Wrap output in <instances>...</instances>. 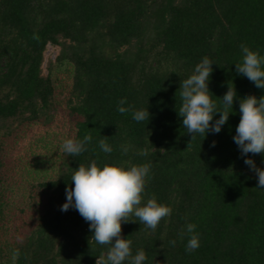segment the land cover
Wrapping results in <instances>:
<instances>
[{
    "label": "trees",
    "instance_id": "16d2710c",
    "mask_svg": "<svg viewBox=\"0 0 264 264\" xmlns=\"http://www.w3.org/2000/svg\"><path fill=\"white\" fill-rule=\"evenodd\" d=\"M241 44L264 56V0H0V264H96L106 254L75 208L61 211L73 170L93 160L101 168L152 165L142 206L155 194L171 214L155 232L134 216L122 224L132 254L145 250L144 264H264V189L244 162L264 169V154L242 156L233 140L240 99L264 97V89L236 73ZM48 45L60 51L43 75ZM205 56L214 63L212 99L219 105L229 82L237 99L219 133L190 143L177 92ZM53 66L70 82L67 99L57 101L70 118L69 139L92 141L76 157L61 149L54 177L29 183L19 207L10 201L3 144L52 122ZM123 98L150 119L121 114ZM104 137L110 153L99 147ZM189 223L200 234L191 253L180 235Z\"/></svg>",
    "mask_w": 264,
    "mask_h": 264
},
{
    "label": "clouds",
    "instance_id": "9594fccd",
    "mask_svg": "<svg viewBox=\"0 0 264 264\" xmlns=\"http://www.w3.org/2000/svg\"><path fill=\"white\" fill-rule=\"evenodd\" d=\"M240 47L242 62L235 64L236 73L246 77L257 88L264 89V56L243 44ZM213 65L214 63L205 56L195 66L194 73L181 81L177 92L180 96L178 115L182 118L187 135L191 136L190 143L197 135H207L210 131L219 133L234 113L237 92L231 82L226 94L222 99L219 98V105L212 99L214 94L209 89V81ZM125 104L126 98L119 101L118 111L121 114L132 112L136 122L150 119L148 109L134 110L133 106L124 107ZM217 114L220 118L212 123ZM239 114L240 122L233 140L241 155L264 154V97L258 99L255 95H249L241 98ZM107 139H101L99 147L103 152L110 153L112 148L106 142ZM91 141V135H86L82 140L66 139L62 151L68 156H79L87 151L85 145ZM212 146H215V142ZM140 154L146 156L147 149L142 150ZM244 162L256 174L257 188L264 189V169L258 168L253 159H246ZM151 167V163H144L130 167L105 164L101 168L97 161L93 160L89 165L80 164L78 169L73 170L71 184L74 188L69 186L66 189L67 202L63 204L61 211L67 212L70 208H75L89 223L90 231L93 232L91 240L101 246H109L106 254L102 253L97 257L96 264H125L126 261L127 264H144L147 260L143 249L138 250L135 255L132 254V241L122 236V224L137 222L130 219L134 216L144 227L155 232L160 221L171 214L172 209L158 203L155 194L142 206V194L145 192ZM196 227L195 224L189 223L180 233L181 237H189L186 252H194L200 247V234L196 232ZM169 243L174 247L176 240ZM19 255V250H14L13 260Z\"/></svg>",
    "mask_w": 264,
    "mask_h": 264
},
{
    "label": "rangeland",
    "instance_id": "374dc122",
    "mask_svg": "<svg viewBox=\"0 0 264 264\" xmlns=\"http://www.w3.org/2000/svg\"><path fill=\"white\" fill-rule=\"evenodd\" d=\"M60 48L48 45L43 54L42 73L47 75V66L53 63ZM52 77L56 87V111L49 125H39L10 135L3 144V159L8 167L7 181L10 201L20 207L26 198L29 183L55 175L63 142L70 137V118L64 104L57 101L69 96L70 82L62 69L53 66ZM23 208V207H22ZM29 219V218H28ZM27 219V220H28ZM26 221V224H29ZM25 231L22 230V233Z\"/></svg>",
    "mask_w": 264,
    "mask_h": 264
}]
</instances>
